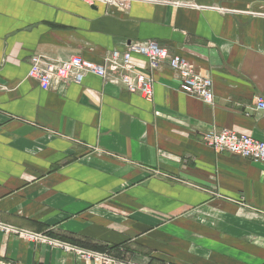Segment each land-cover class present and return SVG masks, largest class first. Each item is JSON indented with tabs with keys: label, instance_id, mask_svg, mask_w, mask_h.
Returning a JSON list of instances; mask_svg holds the SVG:
<instances>
[{
	"label": "crops",
	"instance_id": "1",
	"mask_svg": "<svg viewBox=\"0 0 264 264\" xmlns=\"http://www.w3.org/2000/svg\"><path fill=\"white\" fill-rule=\"evenodd\" d=\"M148 40L210 78L214 105L166 63L152 101L95 74L49 90L28 76L36 54L101 63ZM258 97L264 0H0V258L105 264L55 240L139 264H264V163L203 138L264 141Z\"/></svg>",
	"mask_w": 264,
	"mask_h": 264
},
{
	"label": "built area",
	"instance_id": "2",
	"mask_svg": "<svg viewBox=\"0 0 264 264\" xmlns=\"http://www.w3.org/2000/svg\"><path fill=\"white\" fill-rule=\"evenodd\" d=\"M94 3V0H87ZM116 1V0H110ZM122 7H127L128 0H117ZM134 55L145 58L146 70L141 69L134 61ZM168 64L180 74V89L190 96L202 100L208 106L214 105L213 82L210 78L199 74L192 63L185 58L170 54L169 50L155 40L130 44L125 51L111 50L103 59L96 63L75 55L65 60H53L42 55H33L30 58L28 76L36 80L46 90L53 87L56 81L67 84L69 82L82 83L85 76L95 74L107 82L124 86L130 93L139 94L148 101L154 96L155 72L160 70L163 64ZM259 109L264 110V98H257ZM204 140L217 152H230L247 158L253 162L264 163V141L258 140L251 135L238 133L230 129L211 130L204 134ZM8 232L18 230L1 225ZM25 239L41 240L39 236L30 232H21ZM51 244L62 246L65 250L79 253L88 260L105 264H139L132 261H122L110 254L86 251L69 244L58 241H50ZM0 264H22L10 262L0 258Z\"/></svg>",
	"mask_w": 264,
	"mask_h": 264
}]
</instances>
